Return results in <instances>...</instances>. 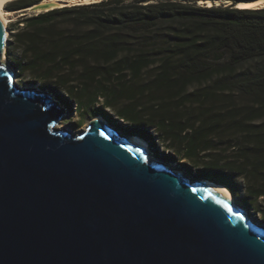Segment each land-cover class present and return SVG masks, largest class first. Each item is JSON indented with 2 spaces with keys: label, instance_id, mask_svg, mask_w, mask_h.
<instances>
[{
  "label": "trees",
  "instance_id": "trees-1",
  "mask_svg": "<svg viewBox=\"0 0 264 264\" xmlns=\"http://www.w3.org/2000/svg\"><path fill=\"white\" fill-rule=\"evenodd\" d=\"M201 1L56 8L23 20L20 58L13 45L6 56L40 90L63 92L82 119L122 120L125 135L173 155L157 158L183 162V172L224 187L248 211L258 203L264 223V9L235 6L255 0Z\"/></svg>",
  "mask_w": 264,
  "mask_h": 264
},
{
  "label": "water",
  "instance_id": "water-1",
  "mask_svg": "<svg viewBox=\"0 0 264 264\" xmlns=\"http://www.w3.org/2000/svg\"><path fill=\"white\" fill-rule=\"evenodd\" d=\"M7 47L0 21V264H264V227L202 179L102 121L58 129L64 111L14 83Z\"/></svg>",
  "mask_w": 264,
  "mask_h": 264
},
{
  "label": "rangeland",
  "instance_id": "rangeland-1",
  "mask_svg": "<svg viewBox=\"0 0 264 264\" xmlns=\"http://www.w3.org/2000/svg\"><path fill=\"white\" fill-rule=\"evenodd\" d=\"M15 1H17V0H15ZM15 1L6 3L4 5V11H5V15L7 17V24L6 25H7L8 33H9L8 34L7 51L9 49V45H10V47H11V45H13V47L11 49V50H13L12 51L13 57L18 59V58H20V50H19L18 46L15 45L14 36L20 29H22L23 20H25L26 18L31 17V16H35V15H38V14H41L44 12H48L50 10L40 12L38 10H30L31 9V7H30V8L24 9V10L12 11L10 9V5L13 4ZM42 1L43 0H38L35 3H41ZM104 1H106V0H104ZM129 1H131V0H129ZM152 1L154 2L157 0H152ZM91 4H98V3L96 2V3H91ZM216 4L220 5L221 2L217 1ZM86 5H90V4H86ZM79 6H81V5H79ZM66 7H72V6H66ZM62 8H64V7H62ZM51 10H53V9H51ZM1 63L4 64L9 70H11V72L13 73V75L15 77V83H17L20 87L39 89V87H40L39 83L35 82L33 79L28 77L27 74H24V75L20 74L18 69L13 64L10 63V60L7 59L6 55H5V58L1 59ZM50 90L51 89L47 88V89H44L43 91L49 93L53 97L55 102L59 105V107H61V109H63V111H64L63 118L60 120L59 124L57 125V128L64 130V131H67L70 134H73L76 136H78L81 133H83L84 131H86L87 128L89 127L90 123L94 120V118L92 119V118L86 117L85 119H82L80 114L74 110L75 108L70 109L69 106L65 103L64 98H63L64 97L63 92L61 93V92H55V91H50ZM237 101L239 103H242L245 100L241 99V97L238 96ZM114 118L116 119V117H114ZM110 127L113 131L124 136L125 135L124 131L128 127V124L124 123L122 120H118L117 124L115 126H110ZM149 132H151V134L154 136V138H156L155 133H153L151 131V129H149ZM155 143H156L157 151L150 147V154H151L152 158L162 162L163 164L171 167L172 169L181 170V166L183 165V162H180L176 158H173L174 161H170V159H166L164 157L160 158V159L157 158V155H159L160 153L165 154V156H167L168 154L170 156H173V155H172V153H169L170 151H167V149L161 144V142L159 143V141L155 140ZM193 172H195V171H193ZM237 182H238L239 198L244 199L246 197V194L244 192L242 182H241V180H238ZM250 203L252 204L253 209H251L249 211L247 210L249 215L264 227V223H262L259 215L256 212V206L258 205V203H254L253 200H251Z\"/></svg>",
  "mask_w": 264,
  "mask_h": 264
},
{
  "label": "bare ground",
  "instance_id": "bare-ground-1",
  "mask_svg": "<svg viewBox=\"0 0 264 264\" xmlns=\"http://www.w3.org/2000/svg\"><path fill=\"white\" fill-rule=\"evenodd\" d=\"M13 1H15V0H0V21L3 24V27L5 29V34H6L7 37H8L9 33H8L7 25H6L7 24V17L5 15L4 5L6 3H8V2H13ZM102 1H104V0H43L41 3H37V4L33 5L30 10H38V11L41 12V11H48V10L55 9V8H62V7H66V6H79V5H86V4L96 3V2L99 3V2H102ZM200 4H204V5L207 4L208 6H212L213 5V3L210 0H208L206 2L201 1ZM239 4L250 5L251 7H245V8L252 9V8H255L258 5L264 4V1L261 0V1L253 2V3H239ZM5 55L3 56V58H5ZM14 83H15V78H14ZM21 89L22 90H30L31 88L21 87ZM32 89H34V88H32ZM59 108L61 109V107H59ZM61 110H63V109H61ZM94 119L97 120V121L104 122L105 124H107L108 128H110V130H112L111 127L109 126V124L105 120H103V118L96 117ZM62 131H64V130H62ZM116 134L118 136H121V137L125 138L126 140H128L129 142H131L134 145L141 146L142 148H144L147 151V153H150V146H149V144L147 143V141L145 139H143L141 137H138V136H128V135H126V136L124 135L123 136V135H121V134H119L117 132H116ZM74 136H76V135H74ZM178 172H181V171L178 170ZM201 184L204 185V186H208L214 192H216L217 194H219L220 196H222L223 198L228 200L232 205H234L243 214H245V216H247L250 220L256 221L255 219H253L249 215V213H248L246 208L244 209L243 206L238 205V203L235 201V199L233 198L231 193L228 190H226L224 187L219 186V185H217V184H215L213 182H210L208 180H202Z\"/></svg>",
  "mask_w": 264,
  "mask_h": 264
},
{
  "label": "snow or ice",
  "instance_id": "snow-or-ice-1",
  "mask_svg": "<svg viewBox=\"0 0 264 264\" xmlns=\"http://www.w3.org/2000/svg\"><path fill=\"white\" fill-rule=\"evenodd\" d=\"M238 8L251 7L250 5L237 4Z\"/></svg>",
  "mask_w": 264,
  "mask_h": 264
},
{
  "label": "clouds",
  "instance_id": "clouds-1",
  "mask_svg": "<svg viewBox=\"0 0 264 264\" xmlns=\"http://www.w3.org/2000/svg\"><path fill=\"white\" fill-rule=\"evenodd\" d=\"M150 154V153H149Z\"/></svg>",
  "mask_w": 264,
  "mask_h": 264
}]
</instances>
